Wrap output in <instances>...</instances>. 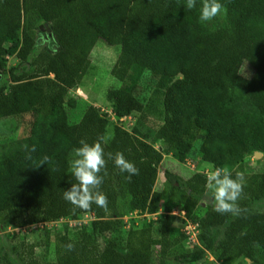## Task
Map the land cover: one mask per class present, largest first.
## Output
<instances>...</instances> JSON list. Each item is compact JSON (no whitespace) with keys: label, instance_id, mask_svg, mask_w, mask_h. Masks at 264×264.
Segmentation results:
<instances>
[{"label":"trees","instance_id":"obj_1","mask_svg":"<svg viewBox=\"0 0 264 264\" xmlns=\"http://www.w3.org/2000/svg\"><path fill=\"white\" fill-rule=\"evenodd\" d=\"M219 2L224 22L209 32L198 20L200 0L192 10L186 0H0V73L8 77L0 85V121L28 118L26 136L0 156V233L92 217L52 234V261L19 255L17 264H170L173 255L184 264H209L206 252L264 264V213L255 209L264 200V167L245 160L264 155V0ZM44 24L58 47L54 53L35 51ZM99 40L119 48L110 75L120 85L104 93L116 124L69 95L91 69ZM8 57L27 68L6 69ZM243 65L252 70L248 79L239 74ZM146 72L156 81L143 103L129 81ZM238 95L252 112L237 110ZM149 139L161 142L178 164L200 141L201 161L212 171L243 176L239 211L221 214L211 205L204 216H193L207 191L203 173L182 180L165 171L166 188L157 191L163 154ZM81 140L102 141L99 191L106 209L94 203L80 209L63 199L69 183H76L68 167ZM116 153L138 173L130 179L122 173ZM119 204L127 214L142 215L124 235ZM174 209L197 225L196 244L183 232L172 238ZM0 264H11L6 253Z\"/></svg>","mask_w":264,"mask_h":264},{"label":"rangeland","instance_id":"obj_2","mask_svg":"<svg viewBox=\"0 0 264 264\" xmlns=\"http://www.w3.org/2000/svg\"><path fill=\"white\" fill-rule=\"evenodd\" d=\"M223 22V13L219 12L211 21L205 23L208 28L207 30L210 32L215 28L221 26ZM41 49L49 53H54L58 50V47L54 43V40L52 39L50 34H47L43 29H40V31H38L35 51H39ZM118 53V47H110L100 40L97 41L90 54L91 69L84 76L79 87H77L75 91H69V95L74 99H77L78 101L83 103L90 104L96 107L101 113L107 114L113 124H116V121L110 114V103L105 100L104 93L108 88L120 85L117 84L110 75V70L117 59ZM17 66H19L17 73H20L22 69L27 68L26 64L19 65L17 60L12 57H8L6 59V69ZM239 74L243 78L248 79L252 74V70L246 65H243L240 68ZM0 76V85L8 81V77L6 74L0 73ZM155 81L156 78L146 72L143 73L137 81L130 80L129 82L130 87H133V85L135 86V93L138 100L144 103L149 95V90L152 89ZM235 102V106L238 111L245 113L252 112V108L249 106V102L246 99L244 100L243 98H241V96H239L235 100ZM27 122L28 118H24L16 122L10 120L0 121V156L7 153L14 142L26 136L28 129L26 124ZM123 122L124 124H127L129 121L124 120ZM110 132L111 127L107 129V137L110 135ZM149 141L154 145L155 149L159 150L163 154V161L159 166V172L155 185V189L159 192L163 191L164 188H166L164 187L165 171H167L171 175L178 176V178L182 180L188 178L191 174L194 173H203L207 177L208 174L212 171V167L210 165L205 164L201 161L199 152L200 141H196L193 144V147L187 156V161L183 164H178L170 154H167L165 151V146L161 142H152L151 139H149ZM245 160L250 164L260 162L258 163L259 165L257 166V169L264 167V155L262 154L260 158H257L255 153L253 156H247ZM211 205H214V201L211 194L207 190L200 203L201 208H197L195 212H193V216L197 218L204 216L205 212L209 210ZM117 209L118 210L116 216H120L123 222V229L121 231L122 235L125 234L127 228H129L132 224H139L142 220V215H140L139 213L127 214L126 209H124V206H122L121 204H119ZM255 209L264 213V200L256 204ZM174 210L176 211V209ZM159 216L160 218L162 217L161 214H159ZM91 220L92 217L90 215H87L84 216L79 222L61 221L54 224H48L44 227L37 226L33 229L22 231L23 234H26L28 231L29 235L24 237L22 236V233L17 232L16 228L11 227L9 229L1 231L0 233V254L3 256V254L6 253L7 260L11 262V264H17L16 260L19 255H23L26 258L36 259L41 263L45 261H52L54 259L52 234L56 230H63L65 228V225L68 228L73 229L78 226V224H88ZM183 230L184 224H181L180 219L176 217L175 224L173 225L172 230V238L176 240L182 234ZM20 242H24L26 246L15 250L13 246L17 245ZM45 242H47L46 245ZM184 246H188L187 241L180 244V248ZM173 257L174 255L169 260L170 264H184V261L180 260L178 257L177 259ZM203 259L209 264H244L241 259L221 260L214 257L208 252L205 253Z\"/></svg>","mask_w":264,"mask_h":264},{"label":"clouds","instance_id":"obj_3","mask_svg":"<svg viewBox=\"0 0 264 264\" xmlns=\"http://www.w3.org/2000/svg\"><path fill=\"white\" fill-rule=\"evenodd\" d=\"M196 5L197 0H186L187 9L192 10ZM221 10L222 5L219 0H200L198 20L209 22ZM101 142L89 144L81 140L79 147L72 149L68 171L76 183H69L70 186L63 192V199L80 209H87L93 203L102 209L107 208V198L99 191V186L103 182L99 173L105 166ZM114 164L122 173L127 172L129 179L138 173V169L131 162L126 161L122 153H116ZM243 180V176L239 173L233 179L230 173L220 168L208 174L206 188L214 201L215 212L223 214L239 211L235 202L241 194ZM72 247L71 243L67 245L69 251Z\"/></svg>","mask_w":264,"mask_h":264},{"label":"built area","instance_id":"obj_4","mask_svg":"<svg viewBox=\"0 0 264 264\" xmlns=\"http://www.w3.org/2000/svg\"><path fill=\"white\" fill-rule=\"evenodd\" d=\"M120 121H123V119H120ZM171 215H173V216L179 218L180 220L184 221L183 233L185 234L187 241L191 244H196L197 243V234H198L197 225L196 224L194 225V224L188 222L185 219V215H184L183 211H181V212L173 211L171 213ZM27 230H29V229H27Z\"/></svg>","mask_w":264,"mask_h":264},{"label":"water","instance_id":"obj_5","mask_svg":"<svg viewBox=\"0 0 264 264\" xmlns=\"http://www.w3.org/2000/svg\"><path fill=\"white\" fill-rule=\"evenodd\" d=\"M43 29L46 31V33L50 34V29H49V27L46 24L43 25ZM256 157L260 158L261 154L260 153H256Z\"/></svg>","mask_w":264,"mask_h":264}]
</instances>
